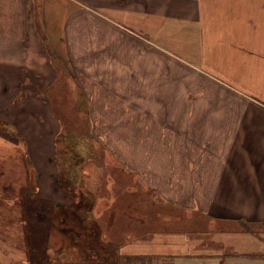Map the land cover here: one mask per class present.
Wrapping results in <instances>:
<instances>
[{"label":"crops","instance_id":"obj_1","mask_svg":"<svg viewBox=\"0 0 264 264\" xmlns=\"http://www.w3.org/2000/svg\"><path fill=\"white\" fill-rule=\"evenodd\" d=\"M64 31L72 49L67 77L85 95L92 145L110 151L120 172L151 194L152 207L235 223L240 231L223 241L234 251L193 255L208 232L192 234L189 218L166 215L159 221L181 229L147 232L141 244L133 233L120 242L104 233L116 247L115 263L264 264V236L245 229L264 224V0H0V131L31 130L23 133L31 147L43 142L34 130L62 128L47 99L58 97L64 66L48 51L60 50ZM195 37L199 46H188ZM30 158L42 177L41 156ZM39 186L43 205L21 214L34 236L43 233L36 213L47 201L64 202Z\"/></svg>","mask_w":264,"mask_h":264},{"label":"rangeland","instance_id":"obj_2","mask_svg":"<svg viewBox=\"0 0 264 264\" xmlns=\"http://www.w3.org/2000/svg\"><path fill=\"white\" fill-rule=\"evenodd\" d=\"M83 33L87 44L88 32L84 29ZM61 37L60 50L57 53L50 50L48 55L54 59H63L64 66L58 67L62 81L57 85L58 97L47 100L50 105L55 106L54 113L49 115L57 119L62 128L57 126L54 127L55 129H50L49 127L44 130L43 135L39 134L40 130H34L37 139L41 137L43 142L37 146L32 144L34 145L32 147L26 140L27 136L23 134L26 132L32 136L31 130L22 129L21 134L19 131L15 132L3 127L4 129L0 131V264H102L100 261L105 255V245L108 244L103 240L104 233L117 242H120L121 235L125 240L128 234L133 233L138 236L136 243L141 244L140 238H145L144 235L147 232L181 229L178 223L166 225L159 221L166 215L176 219L189 218L192 234L205 237L204 233L208 232L206 243L198 242L201 237L193 239L194 244L199 243L194 245L196 248L192 250L193 255L196 253L211 255L222 249V252L234 251L232 247L222 245H224L223 241L226 242L224 239H228L227 233L240 232L238 228H235V223L211 222L195 215L185 214L183 211H174L167 205L152 207L151 194H144L142 188L135 185L134 176L127 172L126 174L120 172L122 170L118 169L119 166L114 162L110 151L103 146L92 145L89 136L91 124L85 95L79 88H75L74 83L67 77L72 73L71 67L66 66L72 60L70 34L64 31ZM188 46H199L198 38L195 37ZM60 69H62L61 73ZM49 74L54 73L50 70ZM20 100L16 98V104ZM49 115L48 121H50ZM16 125L20 126L18 123ZM46 144L50 146L47 154H45ZM30 153L33 156H41V165L47 174L43 170L42 177L39 176L40 172H36L37 164L30 158ZM5 172L10 175L9 178L4 176ZM40 181L51 189L55 198H57L56 194L59 198L64 196V202L47 201L45 208L36 213L34 226L40 227L43 233L34 236L32 234L36 232V229L32 227L29 232L27 228L29 220L21 214L29 205H43L44 200L40 201L35 196L39 195V192L35 191H39ZM132 188L139 189V192L132 193L134 191ZM13 191L17 192L13 193ZM127 191L130 193H126ZM75 192L77 195H74ZM73 195L76 200L82 199L79 206L73 202L75 200L72 198ZM122 209L126 214H122ZM127 211L130 212L127 213ZM60 215L67 218L65 222H60ZM99 215L103 217L102 224H105L102 226L103 229L96 219ZM143 218L145 220L147 218L146 223L142 222ZM188 224V222L183 223V225ZM104 228L105 231H103ZM48 229L52 237L51 245L45 241ZM245 229L256 230L254 234L264 236V224L247 225ZM124 230L127 231V235ZM122 231H124L123 234ZM30 235L34 236L33 244L29 241ZM231 237L230 244L234 246L235 236ZM46 250L48 254L45 253ZM66 250H71V254L74 253L73 256L69 257V251ZM97 254L100 257L99 260H93ZM208 260L212 258L208 257ZM257 261L239 258L235 260V264H257ZM168 262L173 261L169 259L166 263ZM113 264H115L114 261ZM124 264L134 263L132 261Z\"/></svg>","mask_w":264,"mask_h":264},{"label":"trees","instance_id":"obj_3","mask_svg":"<svg viewBox=\"0 0 264 264\" xmlns=\"http://www.w3.org/2000/svg\"><path fill=\"white\" fill-rule=\"evenodd\" d=\"M75 199V200H74ZM73 202L77 205L78 203H81V201H82V199L79 201V199L78 200H76V197L73 195ZM90 209V208H89ZM116 247L115 246H113V245H111V244H107V245H105V250H104V256L102 257V259H101V263L102 264H105V263H108V264H113V261H114V263H115V260H120V259H118L117 257L114 259L113 258V254L116 256ZM107 257V258H106ZM99 254H97V256H94V258H93V260H99ZM89 259L91 260V254H90V257H89ZM112 259H114V260H112ZM127 260H130V259H127ZM128 263H131V262H128ZM116 264V263H115Z\"/></svg>","mask_w":264,"mask_h":264}]
</instances>
